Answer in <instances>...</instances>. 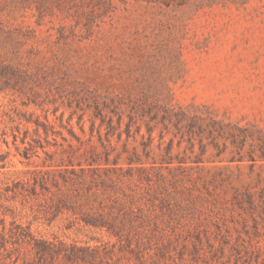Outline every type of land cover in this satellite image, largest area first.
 Listing matches in <instances>:
<instances>
[{
    "label": "rangeland",
    "instance_id": "rangeland-1",
    "mask_svg": "<svg viewBox=\"0 0 264 264\" xmlns=\"http://www.w3.org/2000/svg\"><path fill=\"white\" fill-rule=\"evenodd\" d=\"M68 156L117 168L127 238L5 192ZM1 219L103 256L46 264H264V0H0Z\"/></svg>",
    "mask_w": 264,
    "mask_h": 264
},
{
    "label": "trees",
    "instance_id": "trees-1",
    "mask_svg": "<svg viewBox=\"0 0 264 264\" xmlns=\"http://www.w3.org/2000/svg\"><path fill=\"white\" fill-rule=\"evenodd\" d=\"M30 124L32 121L27 120ZM41 130L45 134V140L48 142L50 132L52 134L61 135L55 131L53 126L46 122H35L34 132L36 136L41 137ZM74 136L73 130H70ZM6 136V134H3ZM29 132L25 133V137L21 139L25 146L22 156L25 159L32 157L30 151L35 148L28 143L31 148L26 146ZM14 136L15 145L18 140L17 135ZM38 143L37 147L41 148L47 159L54 160L55 153H51L40 140L34 139ZM5 144L8 142L5 139ZM57 147V143H55ZM72 147V145H69ZM37 153V151L35 152ZM38 154V153H37ZM38 156V155H37ZM117 165V161L113 163ZM117 168L110 167V159L106 157L101 162L97 157L91 156L82 160V157L68 156L67 160L62 161L61 165L55 167L49 166L48 169H35L28 171L30 175L26 181L15 182L12 186H7L6 193H12L13 198L21 196L27 203L29 200H40V205L44 206V210L49 219L54 220L62 214H70L73 216L74 223L83 224L86 227L105 231L108 235L123 239L128 236L125 234V226L130 224L131 213L128 212L126 203L127 195L122 192L120 186V178L115 177ZM121 193L122 198L117 194ZM131 204V203H130ZM2 233H0V254L2 252L10 257L12 250L8 245H18L29 243L32 251L35 253L37 264H46L54 261H65L67 263H88L91 258H99L103 261L102 252L97 251L98 257H92V249L90 246H81L77 243L67 244L62 241H48L33 236L28 229H24L20 225L14 226L10 232L12 241L6 238V220L1 219ZM106 248L103 249L105 251ZM19 258L15 260L17 264Z\"/></svg>",
    "mask_w": 264,
    "mask_h": 264
}]
</instances>
